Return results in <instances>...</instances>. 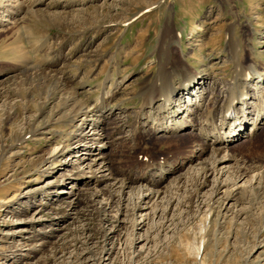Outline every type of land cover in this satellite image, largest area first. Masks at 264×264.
I'll use <instances>...</instances> for the list:
<instances>
[{
  "label": "rangeland",
  "instance_id": "rangeland-1",
  "mask_svg": "<svg viewBox=\"0 0 264 264\" xmlns=\"http://www.w3.org/2000/svg\"><path fill=\"white\" fill-rule=\"evenodd\" d=\"M0 5V264H264V82L223 109L235 60L264 74V0ZM168 53L202 79L162 112L141 92ZM144 144L162 179L124 187Z\"/></svg>",
  "mask_w": 264,
  "mask_h": 264
},
{
  "label": "bare ground",
  "instance_id": "bare-ground-1",
  "mask_svg": "<svg viewBox=\"0 0 264 264\" xmlns=\"http://www.w3.org/2000/svg\"><path fill=\"white\" fill-rule=\"evenodd\" d=\"M38 2L41 3L42 0H38ZM18 4H20V2L19 3L17 2L16 4L17 8H18ZM168 54L169 56L165 57L166 60H164V63L161 62L159 64L157 73L153 79V82L148 86L146 85L143 86V90L141 92L144 97L143 99L145 100V104L147 103L146 106L148 107L150 106L151 103L156 102L157 100L158 101L160 100L161 103L159 107L162 112L163 111L165 112L169 108L168 107L170 105L169 102L174 100L175 95H181V93H185V92L191 93L189 91V83H193L195 81L196 83H199L198 79L199 80L202 79V77L199 78L194 72L185 73L184 69L182 68V60L179 57L173 55L172 53H168ZM234 66H235L234 68L235 72L233 73V76H232L233 80L232 82H230V85L227 88L228 93H227L225 103L223 105L224 113L225 115H227V117L231 114V110L234 114L235 103L237 101H239L240 103L244 102L245 100L244 96L248 93V90L251 89V86L249 85L250 82L254 81L255 85L257 84V82L259 83L264 82V74H261V72L256 67H253L251 64L250 65L245 64L244 65L245 67H242L241 63L235 60ZM2 71L3 70H0L1 74H2ZM175 79H178V82H179L178 84L175 83ZM115 90H117V83L114 87V91ZM253 90H255V93L257 92V89H253ZM111 92L113 91L108 90L104 92L102 96L99 97L100 99L99 100L97 99L98 102L93 103L95 104L94 107L101 108L103 107V105L107 104L109 97L112 96ZM261 97L258 98L260 103H258V105L255 106L257 107L256 108L257 113H260V109L264 107L263 105L264 100H261L262 99ZM93 104L91 105L84 104V105L76 106L75 99L72 96H68L67 98H65V101L61 103L59 113L62 116H65V118H69V117L75 118L79 116H83L85 118L88 114L93 112V107H92ZM66 107H70V110L66 109ZM64 109H66L67 112ZM100 116H103V115L100 114ZM213 116H214L213 111H210L208 115H206L205 117V121H206V129L204 132L205 134L209 132L207 130L208 125L212 129H215V126L213 125ZM237 118L238 116L236 115L235 119ZM224 122H225L224 129L228 128V130L226 131V135L235 133V132L238 133L240 131L239 126L235 124L234 120L231 121L230 123L229 122L226 123V121ZM91 124H92V127L90 128V130L91 129L96 130L98 125L95 122ZM217 138H218V135H217ZM220 138L222 139V136ZM136 147L140 149L141 156L145 155V157H139V154H140L139 153L136 155L135 157L136 159L134 163L129 165L130 166L128 167L129 169L118 170L117 173H121L122 175V182H121L122 186L125 187L127 185H130L131 183H135L136 181L146 182L148 185H153V186L159 184L162 177L157 178L156 176L159 171L161 173V171L164 170L163 161L154 160L152 159L150 155H148L149 147L147 146V144L136 146ZM57 153H58L57 146H54L50 150L48 154L49 156H47V158L45 159H41L38 163L41 164L40 165L41 167L42 165L43 166L45 165L46 168L49 167L50 165L59 163L61 161V158L62 157L64 158V156L63 155L59 156L57 155ZM171 164L172 163L168 164V166H170ZM37 165L36 164L34 165L35 169H36L35 166ZM36 171L42 172L43 170L38 167ZM96 180H101V178H97ZM233 195L234 193L228 194L229 197H232Z\"/></svg>",
  "mask_w": 264,
  "mask_h": 264
}]
</instances>
